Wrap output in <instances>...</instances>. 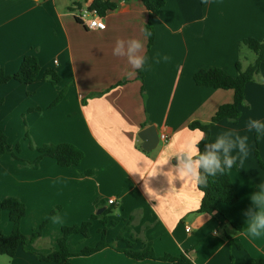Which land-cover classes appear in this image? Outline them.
<instances>
[{
	"label": "crops",
	"instance_id": "crops-1",
	"mask_svg": "<svg viewBox=\"0 0 264 264\" xmlns=\"http://www.w3.org/2000/svg\"><path fill=\"white\" fill-rule=\"evenodd\" d=\"M92 2L0 0V67L13 75L26 56L35 55L41 78L47 70L61 78L57 86L48 80L0 86V128L12 147L11 138H16L20 157L29 162L39 153L28 149L27 132L36 147L69 143L85 153L81 164L73 168L46 157L38 169H32L13 159L11 151L0 157V201L16 197L26 205L22 233L31 239L52 214L57 217L55 221L52 217L30 248L48 255L58 248L64 227L92 222L91 232L97 229L99 235L94 245L78 235L69 239L72 253L78 254L99 242L102 218L109 225L107 241L116 249L72 256L74 264H170L128 258L118 251L126 248L125 240L136 243L135 250L151 243L157 257L187 255L194 264L264 260V235L253 239L240 233L244 213L252 206L250 194L264 185V167L255 155L256 131L248 129L251 119L264 122V61L259 76L246 86L238 123L223 120L212 129L210 142L229 130L248 137L249 154L242 165L237 161L238 168L231 173L238 201L220 205L216 216L199 214L201 191L173 170V155L194 134L190 125L209 124L220 106L234 102L233 91L197 86L194 75L219 68L236 77L240 59L245 65L255 59L248 49L241 58L239 46L246 38L264 41V0H209L205 6L202 0H167L158 16L151 15L141 0H132L107 12L103 31L87 30L76 20L81 10L77 4L84 7ZM149 21L155 43L141 81L139 70L128 77L131 68L126 58L114 56L113 48L117 39L143 40L141 29ZM147 46L148 40L144 55ZM61 92L63 100L52 107ZM151 126L159 134L170 129L173 135L146 152L139 133ZM259 152L264 162V140ZM112 199L115 204L109 205ZM222 221L234 226L236 231L229 228L228 232L243 249L225 238ZM127 225L132 236L125 233L118 239ZM11 232L9 214L3 212L0 233ZM74 242L77 249H72ZM9 264L54 263L41 262L20 248Z\"/></svg>",
	"mask_w": 264,
	"mask_h": 264
},
{
	"label": "trees",
	"instance_id": "trees-1",
	"mask_svg": "<svg viewBox=\"0 0 264 264\" xmlns=\"http://www.w3.org/2000/svg\"><path fill=\"white\" fill-rule=\"evenodd\" d=\"M88 1L89 0H83L84 3H87ZM130 1L132 0H93L91 8L93 10H97L100 16L105 17L107 12L116 10L119 3ZM141 2L153 16L160 15L162 9L167 5V0H141ZM208 3L209 0H202L203 6ZM77 7L80 10L83 8V4H77ZM76 20L80 23L78 18H76ZM145 28L152 32V36L148 39L147 53L145 55L148 61L149 52L155 43V29L151 21L146 24ZM244 49L251 51L254 54L255 59L248 65H245V63L240 59L236 64L238 71V75L236 77L228 75L225 71L219 68L200 70L194 75V81L197 86L234 92V102L220 106L209 124L194 122L190 125L191 130L201 129L206 133L205 141L199 145L201 151L204 150L205 144L210 142L212 129L217 124L223 120L231 121L234 124L238 123L242 115L241 107L245 103L246 86L249 83L254 82L261 72V65L264 61V41H260L256 38L243 39L239 46V55L241 58ZM40 74L41 66L38 58L35 55H28L23 59L18 71L13 75L7 74L6 71L0 67V86L6 85L11 81H16L23 85H31L40 82L41 80H48L53 86H57L61 82L60 76L55 71L47 70L43 78H41ZM138 78L141 81L144 80L143 69L138 71ZM142 93L144 96V88H142ZM63 98L64 92H61L52 104V107L57 106ZM146 126L147 124L143 127ZM25 139L29 141L30 149L37 150L39 153L38 157L32 162L23 160L20 157V144L17 143L14 147H12L6 134L0 128V157L11 151L13 159L27 164V166L32 169H38L41 161L46 157L54 159L59 166L64 168L79 166L85 158V153L73 144H45L41 147H36L28 132L26 133ZM263 140L264 134L255 133V155L262 167H264V162L260 158L259 145ZM237 168L238 166L236 164L232 169L227 170L223 175L218 174L215 177H209L207 186H197L198 189L204 193L201 206L198 210L199 214L216 216L219 214L220 205H232L238 201V194L231 177V173L236 171ZM3 212H7L9 214V221L12 224V232L9 235L0 233V256H7L12 259L17 255L19 249L23 248L25 251L35 255L41 262L74 264L71 262L72 256L86 257L95 255L107 248L116 249L114 245L107 241L109 225L101 218V224L103 227L101 230V238L94 247H85L78 254H73L68 244L69 239L75 235L82 236L85 240L91 238V228L93 224L88 221L83 222L81 225L64 227L61 231V237L57 242L58 248L52 253L45 255L34 252L30 248V245L33 243L34 239L42 236L54 214H52L40 225L38 232L35 233L31 239H28L21 230V223L27 215L26 205L16 197H6L0 201V223ZM108 213L109 212L107 211L104 212L101 217H104ZM114 225L115 224H111V226ZM220 227L223 235L232 246L243 249V246L237 244L232 235L228 232L229 228L230 230H235V228H233L234 226L230 225L228 227L227 224L222 221L220 223ZM125 233L132 236V229L130 226L127 225L121 230L118 239H121L122 234ZM125 242L127 244L126 248L118 251L124 253L128 258L133 260H157L170 264H194L193 261L184 254L180 256L165 255L163 257H157L151 243H147L141 249L135 250L134 248L136 243H132L129 240H125ZM251 262L253 264H264V260L259 259H251Z\"/></svg>",
	"mask_w": 264,
	"mask_h": 264
},
{
	"label": "clouds",
	"instance_id": "clouds-1",
	"mask_svg": "<svg viewBox=\"0 0 264 264\" xmlns=\"http://www.w3.org/2000/svg\"><path fill=\"white\" fill-rule=\"evenodd\" d=\"M100 27L103 28L104 25L101 24ZM141 32L143 40L117 39L113 48L114 56L126 58L131 68L126 74L130 78L135 76L138 70H142L147 62V57L144 55L145 44L152 36V32L146 28L141 29ZM163 59L168 58L163 57ZM156 62L158 63L159 59ZM248 129L250 131L254 129L257 134H264V122L251 119L248 122ZM205 139L206 133L196 129L184 146L173 155L176 159L173 170L182 181L186 180L197 186H207L209 177L223 175L227 170L232 169L238 160L242 165L249 154L248 137L241 136L235 130L217 136L214 142L206 143L204 150L201 151L199 145ZM201 195L204 193L201 192ZM250 202L252 206L244 213L245 226L240 233L255 239L264 235V185L258 186V191L250 194ZM53 220H57V217H53Z\"/></svg>",
	"mask_w": 264,
	"mask_h": 264
},
{
	"label": "built area",
	"instance_id": "built-area-1",
	"mask_svg": "<svg viewBox=\"0 0 264 264\" xmlns=\"http://www.w3.org/2000/svg\"><path fill=\"white\" fill-rule=\"evenodd\" d=\"M130 2H121L123 6H127ZM119 4V5H120ZM119 5L117 9H119ZM77 18L80 24L87 30H99L103 31L106 29V23L104 17L100 16L97 10H93L91 5H85L77 15ZM103 24L104 27L101 28L100 25ZM173 135L172 130H167L159 134L160 143H167ZM115 204V200H109V205ZM187 232H190V229H187Z\"/></svg>",
	"mask_w": 264,
	"mask_h": 264
},
{
	"label": "water",
	"instance_id": "water-1",
	"mask_svg": "<svg viewBox=\"0 0 264 264\" xmlns=\"http://www.w3.org/2000/svg\"><path fill=\"white\" fill-rule=\"evenodd\" d=\"M139 138L143 143L142 148L146 152L155 150L160 144L159 132L154 126L142 130L139 133ZM98 214H101V212Z\"/></svg>",
	"mask_w": 264,
	"mask_h": 264
},
{
	"label": "rangeland",
	"instance_id": "rangeland-1",
	"mask_svg": "<svg viewBox=\"0 0 264 264\" xmlns=\"http://www.w3.org/2000/svg\"><path fill=\"white\" fill-rule=\"evenodd\" d=\"M250 54H251L252 60H253L254 54L251 51H250ZM11 143H13V145L15 146L17 143L16 138H14V137L11 138ZM28 149H30L29 146H28ZM22 152H24V154H26L27 153L26 148H23ZM96 239H99V235H98L97 229H93L91 232V238H90V242H92V245H94L96 243ZM79 240H83V238L79 237ZM77 247H78V242H74L72 244V249H77ZM9 260H11V258H9L7 256H0V264H9Z\"/></svg>",
	"mask_w": 264,
	"mask_h": 264
}]
</instances>
